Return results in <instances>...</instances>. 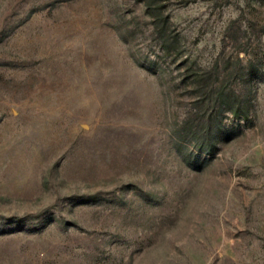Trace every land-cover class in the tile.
<instances>
[{"label":"rangeland","instance_id":"1","mask_svg":"<svg viewBox=\"0 0 264 264\" xmlns=\"http://www.w3.org/2000/svg\"><path fill=\"white\" fill-rule=\"evenodd\" d=\"M162 2L0 0V264H264V0Z\"/></svg>","mask_w":264,"mask_h":264},{"label":"trees","instance_id":"2","mask_svg":"<svg viewBox=\"0 0 264 264\" xmlns=\"http://www.w3.org/2000/svg\"><path fill=\"white\" fill-rule=\"evenodd\" d=\"M146 7L150 9L151 18L153 22V30L161 38V45L166 52L170 50V46L167 39V31L169 26V18L162 11L164 2L162 0H144ZM187 76L191 78L196 86L202 87L200 94L202 96L208 95L212 102L210 109L208 110V121L201 123L195 129L193 125L187 124L184 129L185 133L190 134V140L194 143L196 149L200 153H215L218 149V145L221 139V133L224 130L223 120L221 113L224 109H232L235 113L239 114L238 110L233 108L231 103V97L227 96L223 88L220 87L217 90L208 88V80L204 77H200L197 72L192 70L191 66H187ZM197 81V83H196ZM217 105H219L217 107ZM206 111V109H205ZM98 199L96 194L86 195L81 202H91Z\"/></svg>","mask_w":264,"mask_h":264}]
</instances>
